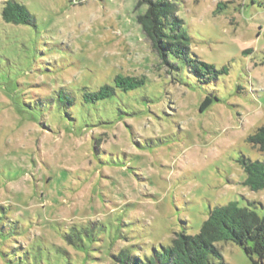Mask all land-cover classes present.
Returning a JSON list of instances; mask_svg holds the SVG:
<instances>
[{
	"label": "rangeland",
	"instance_id": "1",
	"mask_svg": "<svg viewBox=\"0 0 264 264\" xmlns=\"http://www.w3.org/2000/svg\"><path fill=\"white\" fill-rule=\"evenodd\" d=\"M5 1L0 264L143 259L230 202L264 220V189L245 187L240 165L264 162L248 141L264 125V0H169L199 63L188 67L164 64L143 33L148 0H12L33 25L2 21ZM117 76L144 83L84 100ZM217 247L226 264H264Z\"/></svg>",
	"mask_w": 264,
	"mask_h": 264
},
{
	"label": "trees",
	"instance_id": "2",
	"mask_svg": "<svg viewBox=\"0 0 264 264\" xmlns=\"http://www.w3.org/2000/svg\"><path fill=\"white\" fill-rule=\"evenodd\" d=\"M146 4V12L137 21L159 53L161 61L169 66L174 65L170 64L169 59L179 60L187 67L190 63L199 64L190 55L188 38L181 28V21L174 17L169 0H148ZM1 19L15 25H33L35 22L34 16L25 6L12 0L5 1ZM200 64L214 72L216 77L217 72L211 65ZM189 70L200 76L197 67ZM143 83L142 79L117 76L113 80V86L105 85L93 93L85 94L84 100L96 102L108 99L115 93V89L129 91ZM211 103L212 99L206 97L201 103L200 111L207 109ZM248 141L264 157V125ZM240 165L245 174L243 185L252 192L263 190L264 162L241 159ZM253 206L254 204L248 203L246 207H239L235 202L216 206L209 210L207 219L197 234L178 233L169 246L162 247L160 251H154L152 256L143 259L124 249L114 256V261L116 264H226L217 247L222 242L240 246L248 256L264 257V220L255 213Z\"/></svg>",
	"mask_w": 264,
	"mask_h": 264
}]
</instances>
